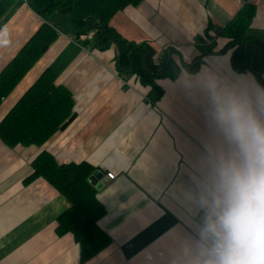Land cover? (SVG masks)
Here are the masks:
<instances>
[{"label":"crops","instance_id":"obj_1","mask_svg":"<svg viewBox=\"0 0 264 264\" xmlns=\"http://www.w3.org/2000/svg\"><path fill=\"white\" fill-rule=\"evenodd\" d=\"M245 3L256 5L248 33L264 39V0H142L112 17L125 38L159 53L173 48L178 62L203 55L197 72L158 79L157 100L136 75L118 72L114 47L98 48L76 35L70 16L51 15L59 36L2 100L0 121L48 67L73 94L75 117L41 147L0 139V264H204L215 242L205 229L208 217L216 219L220 169L239 160L215 117L213 91L221 102H250L264 120V86L252 72H236L229 53H218L228 39L216 28ZM42 22L29 0L11 7L0 21V41L7 42L0 43V72ZM43 150L59 164L88 162L103 177L116 176L97 195L106 209L99 224L112 241L84 263L74 236L56 230L70 201L44 178L26 182Z\"/></svg>","mask_w":264,"mask_h":264},{"label":"trees","instance_id":"obj_2","mask_svg":"<svg viewBox=\"0 0 264 264\" xmlns=\"http://www.w3.org/2000/svg\"><path fill=\"white\" fill-rule=\"evenodd\" d=\"M18 0H0V21ZM142 0H29L43 22L0 72V104L35 63L58 38V30L49 23L55 12L68 15L77 36L92 33L100 49H116V65L120 74L136 75L151 87L157 100L163 95L160 78H177L182 70L193 73L200 69L203 55L191 62L176 61L175 49L158 52L149 42L137 43L125 38L111 26L112 17L129 5ZM256 15V5L245 3L239 12L216 35L228 39L218 51L229 53L236 72H252L264 86V39L248 33ZM214 26L209 23L206 35ZM209 52H213L210 50ZM157 60V61H156ZM74 97L63 85L56 84L51 67L44 69L0 121V139L9 147L42 146L57 131L74 119ZM33 172L26 179L44 178L71 205L57 219V234L71 233L80 247L81 262L96 256L111 243V237L99 222L106 209L98 199V189L90 182L95 171L88 162L59 164L53 153L43 150L32 162Z\"/></svg>","mask_w":264,"mask_h":264},{"label":"clouds","instance_id":"obj_3","mask_svg":"<svg viewBox=\"0 0 264 264\" xmlns=\"http://www.w3.org/2000/svg\"><path fill=\"white\" fill-rule=\"evenodd\" d=\"M207 86L214 89L212 83ZM212 100L239 160L220 169L222 195L214 198L211 212L216 219L210 218L205 229L216 242L204 264H264V120L250 102H221L214 91ZM258 100L264 110V94Z\"/></svg>","mask_w":264,"mask_h":264},{"label":"water","instance_id":"obj_4","mask_svg":"<svg viewBox=\"0 0 264 264\" xmlns=\"http://www.w3.org/2000/svg\"><path fill=\"white\" fill-rule=\"evenodd\" d=\"M103 178V173L100 170H96L90 177V182L96 186L97 189L102 188L103 183L101 179Z\"/></svg>","mask_w":264,"mask_h":264},{"label":"built area","instance_id":"obj_5","mask_svg":"<svg viewBox=\"0 0 264 264\" xmlns=\"http://www.w3.org/2000/svg\"><path fill=\"white\" fill-rule=\"evenodd\" d=\"M90 38H92L93 36V34L92 33H89V34H87ZM157 61V60H156ZM115 174L114 173H112V172H108L107 174H106V176L105 177H103L102 179H101V182L103 183V185L104 184H106L108 181H110V180H113V179H115ZM208 221H207V224L209 223V217H208V219H207ZM215 242H216V240H215ZM215 242L212 244V246H211V248L214 246V244H215Z\"/></svg>","mask_w":264,"mask_h":264}]
</instances>
